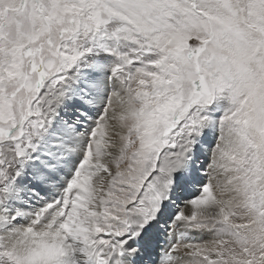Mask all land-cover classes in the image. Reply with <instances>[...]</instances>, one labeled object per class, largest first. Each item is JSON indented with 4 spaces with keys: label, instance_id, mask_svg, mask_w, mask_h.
Returning a JSON list of instances; mask_svg holds the SVG:
<instances>
[{
    "label": "snow or ice",
    "instance_id": "snow-or-ice-1",
    "mask_svg": "<svg viewBox=\"0 0 264 264\" xmlns=\"http://www.w3.org/2000/svg\"><path fill=\"white\" fill-rule=\"evenodd\" d=\"M0 264H264V0H0Z\"/></svg>",
    "mask_w": 264,
    "mask_h": 264
}]
</instances>
